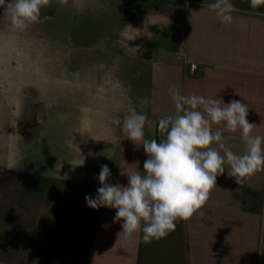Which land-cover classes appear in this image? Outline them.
Wrapping results in <instances>:
<instances>
[{"label": "crops", "instance_id": "1", "mask_svg": "<svg viewBox=\"0 0 264 264\" xmlns=\"http://www.w3.org/2000/svg\"><path fill=\"white\" fill-rule=\"evenodd\" d=\"M211 2L141 5L133 14L140 23L125 25L123 39L93 46L100 57L76 52L70 67L57 59L55 79L67 84L39 90L38 130L25 143L47 144L48 135L51 145L39 171H18L23 217L12 254L21 241L22 264H264V171L239 185L225 163L203 208L150 243L142 231L125 236L123 221L113 222L116 209L85 201L97 195L101 165L110 169L108 182L122 186L127 174L143 171L148 157L128 139L124 119L130 106L145 114L144 138L159 143L165 132L158 121L178 114L173 86L186 96L242 101L256 125L252 134L264 136V5L254 10L249 0H232L237 10L224 24L207 8ZM51 112L54 130L47 134L42 114ZM212 128L233 153L244 154L241 130L227 131L223 122Z\"/></svg>", "mask_w": 264, "mask_h": 264}, {"label": "clouds", "instance_id": "2", "mask_svg": "<svg viewBox=\"0 0 264 264\" xmlns=\"http://www.w3.org/2000/svg\"><path fill=\"white\" fill-rule=\"evenodd\" d=\"M50 2L10 0L6 4L5 0H0V8L7 13L12 30L23 31L30 24L40 22L41 8ZM262 5L264 0H249L251 9ZM207 8L224 24L232 22V13L237 10L232 0H213ZM170 92L178 114L158 121V127L165 132V138L159 143L156 139L144 138L145 114L137 113L130 106L129 115L124 119L123 131L128 139L141 143L148 157L143 171L127 174L128 184L122 186L110 184V169L107 164L101 165L97 177L101 186L97 195L85 196L90 208L116 209L113 222L123 221L122 233L130 237L142 231L145 243L166 237L175 230L178 220H188L200 211L216 186L217 176L224 173L225 163L239 185L245 178L264 171V136L252 134L256 125L247 120L248 108L242 101L234 99L225 104L220 99L195 94L186 96L175 86ZM200 108L203 110H198ZM222 122L227 131L241 130L244 154L237 155L225 145L220 129L213 131L212 125ZM113 123L120 124V120L114 119ZM214 143L223 149V156L217 148L211 147ZM200 215L205 213L200 212Z\"/></svg>", "mask_w": 264, "mask_h": 264}, {"label": "rangeland", "instance_id": "3", "mask_svg": "<svg viewBox=\"0 0 264 264\" xmlns=\"http://www.w3.org/2000/svg\"><path fill=\"white\" fill-rule=\"evenodd\" d=\"M158 2L173 0H51L41 8L40 22L23 31H13L7 13L0 8V264H22L21 241H17L19 253L12 254L23 217L24 182L18 171L23 167L39 171L42 150L51 145L48 135L47 144H27L38 130L39 90L53 91L67 84L55 79L57 59L70 67L76 52L97 58L93 46L123 39L125 25L140 23L141 17L133 15L135 8ZM51 115L42 114L47 134L54 130L48 121Z\"/></svg>", "mask_w": 264, "mask_h": 264}, {"label": "built area", "instance_id": "4", "mask_svg": "<svg viewBox=\"0 0 264 264\" xmlns=\"http://www.w3.org/2000/svg\"><path fill=\"white\" fill-rule=\"evenodd\" d=\"M197 68L198 67L196 65H191L190 70H191V72H195L197 70Z\"/></svg>", "mask_w": 264, "mask_h": 264}]
</instances>
